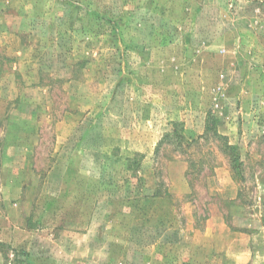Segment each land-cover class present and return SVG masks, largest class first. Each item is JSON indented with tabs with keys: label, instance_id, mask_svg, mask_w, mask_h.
Masks as SVG:
<instances>
[{
	"label": "rangeland",
	"instance_id": "1",
	"mask_svg": "<svg viewBox=\"0 0 264 264\" xmlns=\"http://www.w3.org/2000/svg\"><path fill=\"white\" fill-rule=\"evenodd\" d=\"M0 264H264V0H0Z\"/></svg>",
	"mask_w": 264,
	"mask_h": 264
},
{
	"label": "trees",
	"instance_id": "2",
	"mask_svg": "<svg viewBox=\"0 0 264 264\" xmlns=\"http://www.w3.org/2000/svg\"><path fill=\"white\" fill-rule=\"evenodd\" d=\"M219 139L223 142H222V149L225 153L229 154L230 155V158H231V164L233 165L232 166V169L233 171L236 170L237 168H239L240 164L238 163V158L237 156L235 155L236 153V149L235 147L233 146H230L228 145V143L226 142V140L223 138V137H220L218 136Z\"/></svg>",
	"mask_w": 264,
	"mask_h": 264
},
{
	"label": "crops",
	"instance_id": "3",
	"mask_svg": "<svg viewBox=\"0 0 264 264\" xmlns=\"http://www.w3.org/2000/svg\"><path fill=\"white\" fill-rule=\"evenodd\" d=\"M216 220V219H215ZM217 221V220H216ZM242 251V250H241ZM241 251H239V252H241ZM245 253H246V251H244ZM243 254L242 256H249V260H251L252 262L251 263H253V259L251 258V253H246V254ZM249 262V261H248Z\"/></svg>",
	"mask_w": 264,
	"mask_h": 264
}]
</instances>
